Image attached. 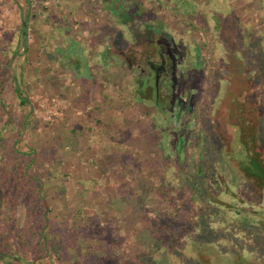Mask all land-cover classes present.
<instances>
[{
  "label": "rangeland",
  "instance_id": "1",
  "mask_svg": "<svg viewBox=\"0 0 264 264\" xmlns=\"http://www.w3.org/2000/svg\"><path fill=\"white\" fill-rule=\"evenodd\" d=\"M219 1L0 0V264H264V191L243 164L264 149V0ZM159 45L193 92L182 120L139 90L134 62ZM31 185L39 231L76 226L81 249L18 238L1 205L24 228ZM199 204L233 228L207 231Z\"/></svg>",
  "mask_w": 264,
  "mask_h": 264
},
{
  "label": "trees",
  "instance_id": "2",
  "mask_svg": "<svg viewBox=\"0 0 264 264\" xmlns=\"http://www.w3.org/2000/svg\"><path fill=\"white\" fill-rule=\"evenodd\" d=\"M219 2H221V0ZM4 91H5V83H4V81H0V114H2L1 107H5V104L3 101ZM19 92H21V91H19ZM22 103L25 104L26 99H23ZM0 119H1V117H0ZM254 139H256V138H254ZM184 143H185V138L180 136L179 141L177 143L178 147L181 148L182 144H184ZM255 145H256V147H255L254 153L252 151V153H250V155H248V159L250 161H248V159H247V161L243 162V164L247 165L246 166L247 167L246 172L248 174V177L253 180L254 185L259 190L264 191V149L259 146L258 142H256ZM5 146H6V149L9 150L10 149L9 147L11 146V144L9 143V144L3 145V147H5ZM15 151H16V154L19 155L20 150L16 148ZM5 153H6V151H4V154ZM4 154L2 156H5ZM26 154L28 155L29 153H26ZM26 164H27L26 165L27 168H29L28 166L31 165V162L28 161ZM167 164H168V166L166 165V167L173 170V168H172L173 165L171 163H167ZM243 169L244 168L242 167V171H243ZM243 173H244V171H243ZM24 175H26L28 177V179H34V175L28 174L26 172H24ZM54 177L57 178L56 175H54ZM23 187L24 186H22L21 188L17 187L18 190L16 193L17 194L16 197H17V200L19 202L21 200H23V197H22L24 194ZM193 190H195L197 192L198 197L201 200H204L207 202V200H206L207 198L203 195V192L201 191V188L199 187V185L194 184ZM29 194H30V196H29L30 197V201H29L30 208L28 209V211L25 215V227L21 228V229L18 226H15L16 225L15 224V204H11L5 200L2 201V202H4L1 205L2 214L4 215V220L8 223L9 226H14L12 229L17 234L18 238L22 242L27 241V237H28L27 235H29V234H27L26 231L28 230V232H30V234H31L30 236L34 237V238L39 237V235L41 234L44 238V241L41 244L44 248H47L49 250L53 249V246L62 240H63V243H65V245H67V246L69 245V243H72V244L76 243V245L78 247V248H76L77 251L79 249H81L82 242H85V239L81 238V236H78L77 234H74V233H76V229H77L76 226L73 228L74 230L69 231V234L72 232H74V233L70 234L71 236L68 237V239L66 238V236L61 231H57L54 228H50L47 230L42 228V230L39 231L40 219H37V218L40 217L39 216L40 214H42L43 219H45L48 216L49 209L46 207L45 211H43V212L41 211L42 213H40L38 211V209L40 208V205L38 203V198L40 195L37 194V187L31 185V189H30ZM196 202H198V201H196ZM199 206L201 207L200 208L201 210L199 211V214L201 217V222H202L203 227L207 231L208 230L210 232L213 231L215 229L214 224L218 223V221H223V222L226 221L227 222L226 224L228 226L234 225L230 219H228L226 216H224V214H222L221 210L219 209L220 204H213V205H206V206H201L199 204ZM27 224H31L32 226L27 227ZM46 226H47V224H46ZM230 228H233V226H230ZM242 228H244L245 233L248 232V230H250V229H246L244 225H241V229ZM261 231L262 230L260 229L258 231V233H260ZM250 232L254 233V230L251 229ZM71 237H72V239H71ZM55 251L58 252L57 249H55ZM144 254H145L144 252L137 254V256L142 261L141 263H145L146 260L149 259L148 257H145ZM12 264H20V262L19 261H17V262L12 261Z\"/></svg>",
  "mask_w": 264,
  "mask_h": 264
},
{
  "label": "flooded vegetation",
  "instance_id": "3",
  "mask_svg": "<svg viewBox=\"0 0 264 264\" xmlns=\"http://www.w3.org/2000/svg\"><path fill=\"white\" fill-rule=\"evenodd\" d=\"M177 59L178 55L175 57L168 55L166 48L159 45L154 54L146 53L143 58L137 59L134 62V68L140 80L139 87L141 95L146 98H151L155 104H158V107L161 106L165 111H170V117L176 121L182 120L183 116L192 115L194 110L192 91L187 93V97L184 100L181 99L180 91L182 86H178L176 82L178 81V77L186 78V75L182 71H180V74L177 70H174ZM196 62H199V55H196ZM249 122L250 120L248 121L246 119L244 120V124L242 122L238 124L240 126L239 131L242 134V140L243 131L249 129L247 127H251ZM246 151L248 155L252 153V150L247 148ZM248 161L250 160L248 159Z\"/></svg>",
  "mask_w": 264,
  "mask_h": 264
}]
</instances>
